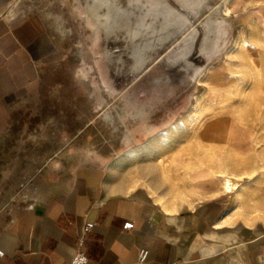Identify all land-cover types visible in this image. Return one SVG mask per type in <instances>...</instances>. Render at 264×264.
<instances>
[{
  "label": "rangeland",
  "instance_id": "rangeland-1",
  "mask_svg": "<svg viewBox=\"0 0 264 264\" xmlns=\"http://www.w3.org/2000/svg\"><path fill=\"white\" fill-rule=\"evenodd\" d=\"M47 3L58 67L0 141L11 202L25 172L33 178L91 125L112 144L126 190L175 207L217 198L235 221L263 227L264 0Z\"/></svg>",
  "mask_w": 264,
  "mask_h": 264
},
{
  "label": "crops",
  "instance_id": "crops-1",
  "mask_svg": "<svg viewBox=\"0 0 264 264\" xmlns=\"http://www.w3.org/2000/svg\"><path fill=\"white\" fill-rule=\"evenodd\" d=\"M47 5L0 0V141L58 67L60 28ZM73 133L33 178L24 170L21 200L4 192L10 184L0 189V264H68L79 248L96 264H264V226L235 221L217 198L175 207L126 190L109 140L91 125Z\"/></svg>",
  "mask_w": 264,
  "mask_h": 264
},
{
  "label": "built area",
  "instance_id": "built-area-1",
  "mask_svg": "<svg viewBox=\"0 0 264 264\" xmlns=\"http://www.w3.org/2000/svg\"><path fill=\"white\" fill-rule=\"evenodd\" d=\"M133 225L134 224L132 221H127L124 223L123 228L131 229ZM92 226L93 223H86L84 226V233H87ZM3 254L4 251L0 248V256H2ZM148 254V249H141L138 256L139 261L144 262L147 259ZM68 264H96V262L92 260L82 249L79 248Z\"/></svg>",
  "mask_w": 264,
  "mask_h": 264
},
{
  "label": "bare ground",
  "instance_id": "bare-ground-1",
  "mask_svg": "<svg viewBox=\"0 0 264 264\" xmlns=\"http://www.w3.org/2000/svg\"><path fill=\"white\" fill-rule=\"evenodd\" d=\"M151 174H152V177L154 175V171H151ZM155 178H153L154 180ZM155 182V181H154ZM234 187V183L231 181V179L227 176L224 177V180H223V189L226 191V192H230Z\"/></svg>",
  "mask_w": 264,
  "mask_h": 264
}]
</instances>
